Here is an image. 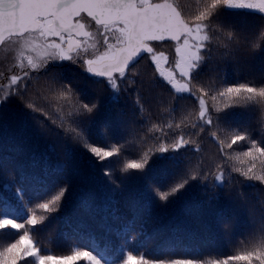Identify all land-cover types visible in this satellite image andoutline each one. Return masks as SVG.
Instances as JSON below:
<instances>
[{
	"label": "snow or ice",
	"instance_id": "6c2138e0",
	"mask_svg": "<svg viewBox=\"0 0 264 264\" xmlns=\"http://www.w3.org/2000/svg\"><path fill=\"white\" fill-rule=\"evenodd\" d=\"M246 10L259 13L264 18V0H196L195 7L186 9L182 0H0V48L7 49L4 61L0 62V110L13 102L22 106L24 126L35 129L38 136H56L63 144L71 142L84 151L81 154L89 168L103 166L106 160L119 156L120 147L113 144H94L85 124H90L100 107V94L85 99L82 90L62 78L56 72L65 63L75 65L93 85H99L101 94H108L110 102L119 104L133 89L136 115L143 119L144 102L142 89L160 87L157 78L171 89V98L179 102L186 98L193 101L191 109H183L180 123L160 125L153 123L148 133L159 130L180 129L171 143L160 139L155 148H147L138 159L125 162L122 173L136 170L140 179L150 188L162 203H168L189 188L193 181L204 184L213 193L212 201L219 200L217 189L229 188L233 183L232 173L247 181H259L264 186V169L254 171L259 158H264V122L259 128V137L254 138L247 127L229 124L226 109L234 107L264 109V86L251 83L223 84L219 87L206 84L201 78L202 69L219 55L221 59H237V50L246 36L238 34L231 25H226L223 10ZM225 35L221 37L220 33ZM264 34V25H261ZM223 41V42H221ZM166 42H171L175 56L160 50ZM223 49V50H221ZM255 48H245L242 56L254 52ZM150 62L153 75L147 81L135 79L134 71L140 60ZM46 81V91L37 95L39 104L29 95L33 82ZM209 79H212L209 77ZM214 105L209 107L207 99ZM54 102H65L69 109L56 113ZM223 105L220 107L219 105ZM172 113L177 108H172ZM123 116V112L120 113ZM68 117H71L69 119ZM122 126H130L134 121L120 120ZM5 128L0 117V132ZM184 128L191 131L185 133ZM55 129V131H54ZM208 135L217 144L220 160L216 171L193 169L188 159L179 168L185 152L200 151L198 139ZM245 150L237 153L238 146ZM51 147L55 151V144ZM158 157L165 163L177 166L170 184L163 188L152 181L151 166ZM165 153H172L165 156ZM235 154V155H234ZM243 158H247V161ZM45 159H47L45 157ZM229 161H234L229 165ZM244 167L236 166V163ZM5 161L0 158V168ZM264 164V160H261ZM65 166H58L63 172ZM230 168V171L228 170ZM99 188L108 204H114L117 189L130 177L125 175L117 180L114 172L102 167ZM209 177L212 182L209 188ZM107 178V179H104ZM69 183L53 186L43 184L35 203L26 202V213L21 217L7 206L0 204V232L12 231L16 238L0 246V264H107L103 255L96 252L95 245L74 248L70 255L42 254V249L30 237L31 230L41 226L45 219L59 210L69 193ZM10 189V185H9ZM264 191V188L261 189ZM12 197L19 203L25 200L24 189L18 187ZM237 212L254 211L247 199L237 193ZM86 209L88 201H82ZM264 212V206L260 208ZM222 214V213H218ZM113 218L119 219L113 212ZM106 231H111L110 226ZM82 237L87 239L86 236ZM242 261L246 264H264V240L251 250L228 256L223 260L195 261L192 258L159 260L136 254L131 249L121 247L120 257L114 264H230Z\"/></svg>",
	"mask_w": 264,
	"mask_h": 264
},
{
	"label": "trees",
	"instance_id": "16d2710c",
	"mask_svg": "<svg viewBox=\"0 0 264 264\" xmlns=\"http://www.w3.org/2000/svg\"><path fill=\"white\" fill-rule=\"evenodd\" d=\"M223 13L225 24L231 25L238 34L246 36V39L241 40L236 53L237 59H221L217 55L202 69L201 78L206 84L217 87L237 83L264 86V34L261 33L264 18L246 10L224 9ZM220 35L223 37L225 33L221 32ZM245 48H255V51L242 56ZM160 50L174 57L171 49ZM5 56L0 54V62L4 61ZM134 71L138 73L135 79L147 81L154 70L150 62L142 59ZM60 73L74 88L83 91L81 99L86 100L94 94L101 95L97 114L85 127L94 144L108 147L115 144L120 147V155L106 160L103 166L111 169L117 180L125 175L130 178L117 189L115 203L108 204L99 188L103 166L91 169L80 154L84 151L82 148L71 142L63 144L56 136H38L35 129L25 127L22 113L26 110L17 102L0 110V117L5 125L0 132V158L6 162L0 168V204L6 203L13 213L22 217L27 210L26 202H36L44 183L53 186L67 182L70 185L69 193L59 210L30 232V237L42 249V254L70 255L74 248L95 245L96 252L103 255L107 264H114L118 260L121 247L131 249L136 254L143 253L151 259L166 261L192 258L195 261H208L241 255L264 240V212L260 211L264 206V191L261 190L264 186L259 181L243 180L232 173L233 180L241 182H234L231 190L217 189L219 200L212 201L211 206V190H206L201 182L193 181L187 190L165 204L154 197L152 190L146 187L136 170H129L127 174L120 171L125 162L138 159L147 148L157 147L160 139L166 138L171 143L180 129L165 127L164 132L157 129L147 135L145 133L153 123H180L183 109H191L193 101L190 97L179 102L172 101L171 89L157 78L160 87L140 91L144 102V118L141 119L136 115L133 89L129 88L121 102L114 104L110 102L109 95L101 94L99 85L91 84L86 79V74L75 65L65 63L56 72L57 75ZM45 91L46 81L42 78L33 82L29 95L39 104L41 101L35 94L42 95ZM207 102L209 107L214 105L210 98ZM219 106L223 107L222 104ZM61 107L64 112L69 111L65 102H54L53 114L59 113ZM173 107L177 108L175 114L171 111ZM225 111L227 122L233 129L237 126L247 127L254 138L259 137V128L264 122V109L259 106L234 107ZM121 112L123 116L120 115ZM120 120L134 121V124L122 126ZM183 131L187 133L191 129L184 128ZM193 139H198V145L194 146H198L200 151L193 154L182 149L184 157L178 167L183 168L190 159L193 169L215 172V164L220 160L216 142L208 135ZM53 144L56 146L55 151L50 147ZM243 150L245 146L240 145L236 152ZM159 156L156 153L151 157L155 163L151 166L150 174L153 183L166 188L173 179L177 166L161 161ZM243 159L247 161V158ZM261 160L264 158L256 161L254 171L257 173L264 169ZM228 163L231 165L234 161ZM62 165L65 166L63 172L58 170V166ZM236 166L244 167L238 162ZM211 182L212 177H209V188ZM18 187L24 189L25 196V200L19 203L12 197ZM237 193L249 201L254 211H235ZM82 201H88L91 208L86 209ZM113 212L119 219L113 218ZM109 226L111 231H106ZM16 235L12 231L0 232V246L11 242ZM78 264L85 262L79 261ZM230 264L246 262L232 261ZM253 264L258 262L253 261Z\"/></svg>",
	"mask_w": 264,
	"mask_h": 264
},
{
	"label": "flooded vegetation",
	"instance_id": "af4514ba",
	"mask_svg": "<svg viewBox=\"0 0 264 264\" xmlns=\"http://www.w3.org/2000/svg\"><path fill=\"white\" fill-rule=\"evenodd\" d=\"M182 2L185 5L186 9H189V10L193 9L196 4V0H182ZM256 14H259V13H256ZM259 15L261 16V14ZM169 47H171V42H166L165 46H163L162 48L164 49V48H169Z\"/></svg>",
	"mask_w": 264,
	"mask_h": 264
},
{
	"label": "rangeland",
	"instance_id": "374dc122",
	"mask_svg": "<svg viewBox=\"0 0 264 264\" xmlns=\"http://www.w3.org/2000/svg\"><path fill=\"white\" fill-rule=\"evenodd\" d=\"M171 49V51L173 52L174 51V49H173V47L171 46V47H169L168 48V50H170ZM7 49H0V54H2V55H6L7 54ZM174 56H175V53H174Z\"/></svg>",
	"mask_w": 264,
	"mask_h": 264
}]
</instances>
